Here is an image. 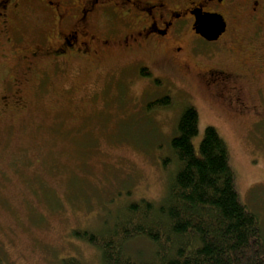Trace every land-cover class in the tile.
I'll use <instances>...</instances> for the list:
<instances>
[{"label":"rangeland","instance_id":"374dc122","mask_svg":"<svg viewBox=\"0 0 264 264\" xmlns=\"http://www.w3.org/2000/svg\"><path fill=\"white\" fill-rule=\"evenodd\" d=\"M130 63L113 56L99 75L55 76L39 92L24 89V111L0 109V264H63L68 258L103 264L100 251L73 233H102L127 204L164 198L176 169L169 143L188 107L198 115L195 148L206 127L217 131L240 202L257 216L264 235L260 98L246 97L255 109L238 114L205 93L194 61L190 76L173 70L170 92L160 84L147 87L141 66ZM5 64L0 60V79L7 78ZM3 85L0 80V92ZM165 96L169 106L148 105ZM151 247L139 238L127 251L143 260Z\"/></svg>","mask_w":264,"mask_h":264},{"label":"flooded vegetation","instance_id":"af4514ba","mask_svg":"<svg viewBox=\"0 0 264 264\" xmlns=\"http://www.w3.org/2000/svg\"><path fill=\"white\" fill-rule=\"evenodd\" d=\"M207 19L223 24L213 41L198 33L213 29L201 25ZM120 55L141 66L147 87L167 92L173 70L190 76L194 61L205 93L244 114L255 109L246 104L251 94L264 105V0H0V60L9 63L2 112L24 111L26 88L39 92L65 74L99 75Z\"/></svg>","mask_w":264,"mask_h":264},{"label":"trees","instance_id":"16d2710c","mask_svg":"<svg viewBox=\"0 0 264 264\" xmlns=\"http://www.w3.org/2000/svg\"><path fill=\"white\" fill-rule=\"evenodd\" d=\"M154 105L167 107L170 100ZM197 134L198 115L188 107L169 143L176 169L159 203L131 202L102 233H73L100 251L103 264H264V235L257 216L240 202L226 143L206 127L196 149ZM139 238L152 245L143 260L127 251Z\"/></svg>","mask_w":264,"mask_h":264},{"label":"water","instance_id":"95a60500","mask_svg":"<svg viewBox=\"0 0 264 264\" xmlns=\"http://www.w3.org/2000/svg\"><path fill=\"white\" fill-rule=\"evenodd\" d=\"M201 25H210L213 26V29H206V30H198V33L204 37L206 40L208 41H213L215 40L218 35H220L222 29H223V24L220 23V21L216 20V21H212L207 19L206 21L203 20L201 22Z\"/></svg>","mask_w":264,"mask_h":264}]
</instances>
